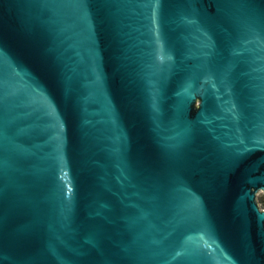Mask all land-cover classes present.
<instances>
[{
	"label": "water",
	"instance_id": "water-1",
	"mask_svg": "<svg viewBox=\"0 0 264 264\" xmlns=\"http://www.w3.org/2000/svg\"><path fill=\"white\" fill-rule=\"evenodd\" d=\"M264 0H0V264H264Z\"/></svg>",
	"mask_w": 264,
	"mask_h": 264
},
{
	"label": "trees",
	"instance_id": "trees-1",
	"mask_svg": "<svg viewBox=\"0 0 264 264\" xmlns=\"http://www.w3.org/2000/svg\"><path fill=\"white\" fill-rule=\"evenodd\" d=\"M258 201L260 203V206L264 208V194L258 195Z\"/></svg>",
	"mask_w": 264,
	"mask_h": 264
},
{
	"label": "rangeland",
	"instance_id": "rangeland-1",
	"mask_svg": "<svg viewBox=\"0 0 264 264\" xmlns=\"http://www.w3.org/2000/svg\"><path fill=\"white\" fill-rule=\"evenodd\" d=\"M260 194H263V193H259V195H260Z\"/></svg>",
	"mask_w": 264,
	"mask_h": 264
}]
</instances>
